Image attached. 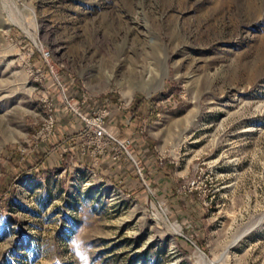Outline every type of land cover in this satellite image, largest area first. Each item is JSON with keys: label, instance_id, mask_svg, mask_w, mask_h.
<instances>
[{"label": "rangeland", "instance_id": "obj_1", "mask_svg": "<svg viewBox=\"0 0 264 264\" xmlns=\"http://www.w3.org/2000/svg\"><path fill=\"white\" fill-rule=\"evenodd\" d=\"M0 264H264V0H0Z\"/></svg>", "mask_w": 264, "mask_h": 264}, {"label": "built area", "instance_id": "obj_2", "mask_svg": "<svg viewBox=\"0 0 264 264\" xmlns=\"http://www.w3.org/2000/svg\"><path fill=\"white\" fill-rule=\"evenodd\" d=\"M74 111L82 120L83 132L92 135V144L103 150L107 146L108 141L115 140L107 122L108 110H96L95 108L88 107L86 111H80L79 109H75ZM89 149V146H84L85 152Z\"/></svg>", "mask_w": 264, "mask_h": 264}]
</instances>
